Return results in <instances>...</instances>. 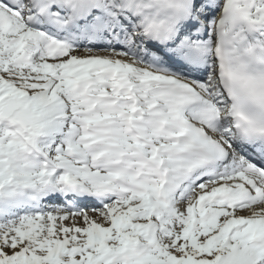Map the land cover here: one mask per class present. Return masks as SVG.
Listing matches in <instances>:
<instances>
[{
  "label": "snow or ice",
  "instance_id": "snow-or-ice-1",
  "mask_svg": "<svg viewBox=\"0 0 264 264\" xmlns=\"http://www.w3.org/2000/svg\"><path fill=\"white\" fill-rule=\"evenodd\" d=\"M0 264H264V0H0Z\"/></svg>",
  "mask_w": 264,
  "mask_h": 264
}]
</instances>
